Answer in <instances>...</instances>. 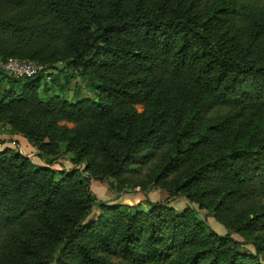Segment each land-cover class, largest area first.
Listing matches in <instances>:
<instances>
[{"label": "trees", "instance_id": "obj_1", "mask_svg": "<svg viewBox=\"0 0 264 264\" xmlns=\"http://www.w3.org/2000/svg\"><path fill=\"white\" fill-rule=\"evenodd\" d=\"M255 1L264 2L0 0V62L58 57L75 72L66 80L87 79L95 94L42 98L45 65L23 79L0 72L20 86L19 94L0 91V119L46 151L45 135L28 125L45 119L56 153L67 138L59 121L108 122L98 140L91 134L74 147L72 135L64 150L74 164L87 162V175L0 151V229L21 228L12 235L23 254L14 264H264V23L247 37L238 26ZM167 79L193 80L202 102L185 112L157 102ZM44 87L64 86L56 75ZM139 104H148L144 114ZM96 176H111L113 187L161 185L211 211L229 233L219 235L194 207L150 202L146 210L104 206L84 223ZM233 234L252 238L257 254L241 252Z\"/></svg>", "mask_w": 264, "mask_h": 264}, {"label": "rangeland", "instance_id": "obj_2", "mask_svg": "<svg viewBox=\"0 0 264 264\" xmlns=\"http://www.w3.org/2000/svg\"><path fill=\"white\" fill-rule=\"evenodd\" d=\"M136 0H125V4L129 7L135 3ZM150 1V0H148ZM110 0H98V4H105L109 7ZM249 15V21L239 23L238 26L242 27L246 37L249 31L257 23H264V2H257L250 5V10L247 11ZM16 59V58H15ZM26 61L25 59H20ZM32 62V61H28ZM41 62V61H36ZM33 62V63H36ZM42 65L41 63H38ZM47 66V71L40 79V95L42 98L49 99L51 97L60 95L67 100L77 101L86 98H95L94 92L90 87H87V79L83 80L81 77L72 78L70 81L66 80L67 75L75 74L73 69H68L64 60L56 57L49 62H43V66ZM50 75V78L48 77ZM59 75L63 89L45 91V81L50 82L54 76ZM48 77V79H47ZM47 79V80H46ZM0 91L20 93V86L11 87L8 85L7 80H0ZM156 94L158 95L157 102L169 106L170 110L180 109L185 112L188 108H193L202 102L203 90L191 79H167L162 82ZM148 104L135 105L134 109L138 114H144L147 111ZM248 111L242 112V121H246V115ZM48 121L43 118L29 119V127H35V131L38 135H45V141L47 148L46 151L41 150L34 143H30L22 133L14 131L12 126L8 123L7 119H0V151L11 150L15 153H20L24 157L28 158L32 164L36 167L50 168L57 170L73 171L78 170L81 174L87 175L85 172L87 162L83 161L81 164H74V156L71 152H65L68 149L67 145L72 142L70 138L74 136V147L77 146L79 141L86 138L88 135L95 140H98L99 133L108 132V122H72V121H59L57 127H64L67 130L66 140L59 142L63 150L60 153H56L57 134L49 135L46 131ZM238 125L239 122H236ZM246 128L245 125L243 126ZM59 129L56 130V133ZM89 194L83 198V201H87L91 197L90 204L92 205L91 211L84 220V223H92L96 221L102 214V207L104 206H116L122 205L125 207H135L140 205V210H146L148 203L154 204H167L169 207H173L178 211H183L188 206L194 207L200 214V216L207 221L209 226L216 231L219 235L226 236L229 230L213 217L211 211L200 208L198 203L190 202L185 196H174L163 186H155L148 183H141L138 186L131 188H123L121 185L113 187L115 182L111 176L103 177L96 176L90 179ZM20 227L0 229V259L1 261L8 260L10 264H14L20 261L22 258V250L18 247V240L14 239L12 235L19 232ZM235 241L241 243L239 250L243 253L257 254L256 246L252 243V238L244 237L240 234H233ZM13 256V258H12ZM262 259L263 256H260ZM49 264H57V261H53Z\"/></svg>", "mask_w": 264, "mask_h": 264}, {"label": "built area", "instance_id": "obj_3", "mask_svg": "<svg viewBox=\"0 0 264 264\" xmlns=\"http://www.w3.org/2000/svg\"><path fill=\"white\" fill-rule=\"evenodd\" d=\"M45 70L43 65L38 63L9 59L0 62V72L7 74L14 79L38 76Z\"/></svg>", "mask_w": 264, "mask_h": 264}]
</instances>
